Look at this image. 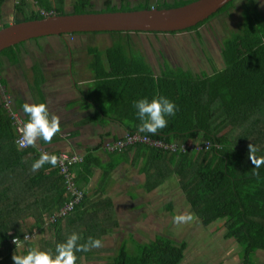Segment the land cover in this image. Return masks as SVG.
Listing matches in <instances>:
<instances>
[{"label":"trees","instance_id":"16d2710c","mask_svg":"<svg viewBox=\"0 0 264 264\" xmlns=\"http://www.w3.org/2000/svg\"><path fill=\"white\" fill-rule=\"evenodd\" d=\"M5 1L0 0V7ZM131 1L120 0L119 5L114 0H104V7L93 9L94 0H72L69 11L66 0H18L14 22L49 14L170 8L193 0H140L137 5ZM236 1L228 2L206 20L184 30H198L210 19L227 12ZM8 24L4 22L2 27ZM99 32L110 33L113 42L104 50L89 47L93 88L80 91L88 99L87 108L93 106L94 113L85 122H96L102 128L110 122L118 123L125 133L112 141L146 135L174 148L135 141L110 150L105 146L103 133L101 142L88 148L83 161L72 166L75 180L84 189L83 198L72 211L50 220L73 195L57 165L45 163L35 171L31 165L43 152L42 147L57 155L58 150L51 149L50 144L61 137L57 133L51 142L38 138L34 147L20 148L13 118L0 99V264H14L13 254L36 247L30 240L24 241L21 249L13 248L14 238L23 240L35 227L43 233L38 241L41 250H54L56 243L72 231L81 234V242L89 235L103 241L120 222L113 198L105 194L113 172L122 164L144 174L142 186L146 192L176 180L201 222L209 225L224 220V236L240 245L242 264H256L258 251H264V164L254 168L248 145L254 144L258 149L256 155L264 157V12L257 0H244L239 28L222 39L225 64L211 73H197L179 64H165L157 73L146 55L133 45L132 34L140 31H94ZM176 32L179 31L169 33ZM80 33L90 32L60 36ZM25 42L0 51V59L6 56L10 63L19 64L22 60L19 48ZM34 69L36 88L41 92L39 84L45 77L38 65ZM154 94L173 100L176 114L156 133H140L133 101ZM40 96L44 100L42 92ZM13 102L15 110L26 118L21 108L24 101ZM208 141L209 148H197V144ZM102 147L105 159L98 154ZM97 168L99 173L91 186ZM186 247L185 241L177 242L164 234H157L147 242L131 235L121 241L111 259H102L111 250L103 244L77 253L76 264H83L84 260L86 264H182Z\"/></svg>","mask_w":264,"mask_h":264},{"label":"rangeland","instance_id":"374dc122","mask_svg":"<svg viewBox=\"0 0 264 264\" xmlns=\"http://www.w3.org/2000/svg\"><path fill=\"white\" fill-rule=\"evenodd\" d=\"M71 1L72 0H68L69 6L67 9L69 11L72 10ZM114 1L115 4H119V0ZM138 1L140 0H132V5H137ZM152 1L155 2V0ZM94 2L95 5H93V9L104 7L103 0H94ZM243 2L244 0H237L235 5L227 12L210 19L207 23L199 27L198 30H184L176 33H152L145 31H140L142 33H133V45L137 50H141L146 55L149 63L155 67L157 73L160 72L161 67L165 64L171 66L179 64L185 68H191L197 73H201L202 71L211 73L215 68H221L225 64L221 52L222 39L239 28L242 19ZM257 2L264 12V0H257ZM12 13L14 15V11H12ZM13 15L10 17L12 22H14ZM75 36L77 37L75 38ZM46 37L48 36L30 40L36 42ZM55 38L53 44L60 46L61 50L50 46L49 48H44L43 52L53 58L55 54L59 57L65 54L68 58L71 56L69 62L73 61V64L70 69L77 82L79 81L76 66L78 62L86 66L85 69L82 70V73L86 74L88 73L86 71H92L88 65L89 62L87 65L85 64V59L92 57V55L89 54V47H97L104 50L113 42L111 34L106 32H90L75 35L66 34L64 38L69 42L63 39L59 41L57 37ZM73 38L75 39L73 40ZM26 57L27 59L23 58L25 59L24 61L34 59L33 53H28ZM26 64L28 63L26 62ZM0 67L3 75L7 78L13 77L15 71L17 80L23 79L22 82H26L24 74L27 75L26 71H30L26 68L23 73L18 71L22 65H12L6 57L1 58ZM29 76H31V74ZM29 78L31 79V77ZM81 85H83L80 86L83 91H90L93 88V85L90 84ZM11 87H9L8 90L9 92L12 91L9 94L13 96L14 88ZM6 89L7 87H5V90ZM34 95L35 97H33L35 99L31 98V102L42 100L40 98L41 96L38 97V95ZM82 99L84 102L88 100L86 97ZM90 110H92L93 113V106L90 107ZM95 123L96 122H94V127L98 124ZM99 126L98 124V127ZM99 128L103 129L101 126ZM104 140L110 142L113 139L104 137ZM122 171V168L118 169L117 175L115 174L112 179L114 180L115 178V182H111L110 184L113 183L112 187L110 185L108 187L109 189H107V192L109 190V193L113 195L118 212V220L120 222L119 226L103 239V244L111 250H107V252L102 255V259H111L116 254L121 241L123 239H129L131 235L140 241L147 242L153 239L157 234H164L177 242H186L187 247L182 264H242L240 245L235 239L226 238L224 236L226 231L225 221L217 220L209 225H204L196 213L191 209L190 204L176 180L171 179L156 190L146 192L141 184L143 182L142 175L141 178H138V176H132L133 174L130 172H125L127 174L130 173L128 174L129 180L127 181L122 177ZM98 173H95L96 175L93 177V184L96 181ZM181 213H191L193 219L185 223H174L173 217ZM31 234V241H33L35 243L34 245L38 248V241L43 233L39 228L35 227ZM130 245L133 246L131 242ZM26 251L27 249L22 253ZM86 262L87 261L84 260L83 264H86ZM256 264H264L263 250L258 251Z\"/></svg>","mask_w":264,"mask_h":264},{"label":"crops","instance_id":"0c3cea01","mask_svg":"<svg viewBox=\"0 0 264 264\" xmlns=\"http://www.w3.org/2000/svg\"><path fill=\"white\" fill-rule=\"evenodd\" d=\"M15 2L16 0H6L0 7L1 27L4 22L12 23L10 17L13 15L12 11H14ZM66 3H67L66 7H68L69 6L68 0H66ZM119 4H120V0H119ZM55 37H57L59 41L63 39L64 41L69 42L63 36L49 35L48 37L41 38V40H38L36 42L27 40L19 48V50L21 51L22 60L17 65H22V67L18 71H21L23 73L25 68L27 70L28 69L30 70V71H26L27 75L24 74L25 75L24 79L26 80V82H22L23 79L17 80L15 71L13 73V77L7 78L5 75H3L1 69L2 80L3 81L5 80L3 83L6 85L8 89L11 86L14 88L13 91L15 97L13 95V98L16 101V104L17 102L20 101L31 102V98L35 97L34 94H36V96L38 95V97L40 96L41 92L44 94L45 97L44 101L47 102L50 112L56 114L59 117L61 124V131L59 132L61 139L58 142H53L52 144H50L51 149L58 151H65V150L73 151V152H78L80 154H85L88 148L90 147L93 148L94 146L98 145L101 142L103 138L102 137L103 133L105 134V138L116 139L122 136L125 133V130L116 122L108 123L103 129L99 128L100 126L98 127L97 123H95L97 124V126L94 127V122L92 121L85 122L89 116L93 115L94 111L92 113V110H90L89 107L87 108L85 104L86 102L83 101L82 99L83 96L81 93L83 89L80 86H83L81 84L93 85V73L90 70L86 71L88 72L86 74L82 73V70H84L86 66L78 62L76 66H77V74L79 76V81L77 82L74 77V74L70 69L71 65L73 64V61L69 62V60H71V56L70 58H68V56L65 54V51H64L65 54L64 56L59 57L57 54H55L54 58L51 57L50 55L44 54L43 49L49 48L50 46H53L55 49L61 50L60 46L53 44L54 39H56ZM76 37L77 36H75V38ZM75 38H73V40ZM28 53H33L34 59L32 60L28 59L24 61L25 59H27L26 56ZM5 57L6 56H2L1 58H5ZM6 59L9 61L7 57ZM90 59L91 58L85 59L86 65L88 64ZM26 62L28 64H26ZM12 65H16V64H12ZM34 65L39 66V68L42 71V76L45 77V80H43L39 84L41 86V92L38 91V89L36 88L38 82L35 81L36 74H35ZM30 74L31 76H29ZM29 77H31V79ZM38 141L39 140L37 139L36 142L38 143ZM98 154L102 156V158L104 159L107 157L103 147L99 149ZM120 168H122V170L124 171V173L123 171L121 172L122 173L121 175L125 180L127 181L129 180L128 174L131 173L133 174L132 176H138V178H141L142 175L144 182L145 180L144 174L139 173L137 168L123 164L115 169L112 175V179L115 176V174L117 175L118 169ZM98 172H99V168L96 169L95 173ZM125 172H130V173L127 174ZM124 175H126L127 177ZM93 182L94 179L92 178L91 186L93 185ZM112 182L113 183L115 182V178L114 180H112ZM113 183L110 184L111 187ZM106 194L107 195L105 196H110L111 198H113V195L109 193V190L108 192H106Z\"/></svg>","mask_w":264,"mask_h":264},{"label":"clouds","instance_id":"9594fccd","mask_svg":"<svg viewBox=\"0 0 264 264\" xmlns=\"http://www.w3.org/2000/svg\"><path fill=\"white\" fill-rule=\"evenodd\" d=\"M135 115L139 121L137 131L140 133H156L168 124V118L175 116L177 111L176 103L168 96L163 94H154L151 97L145 95L133 101ZM26 119L22 123L21 137L19 146H35L37 139L45 142H51L54 135L61 131L59 117L50 112L47 102L44 100L38 102H24L21 105ZM258 149L254 144L248 145V154L255 169L264 164V157L256 155ZM58 156L48 152H41L31 167L35 171L49 163L53 166L57 164ZM193 219L191 213H181L173 217L174 223H185ZM23 239L29 240L28 234ZM82 241V236L76 231L68 234L64 240L56 243L54 250H41L37 247H29L25 253L13 254L14 264H76L77 253L88 252L94 248L103 246L100 237L89 235ZM17 246V241L14 238Z\"/></svg>","mask_w":264,"mask_h":264},{"label":"water","instance_id":"95a60500","mask_svg":"<svg viewBox=\"0 0 264 264\" xmlns=\"http://www.w3.org/2000/svg\"><path fill=\"white\" fill-rule=\"evenodd\" d=\"M232 0H193L170 8L49 14L9 23L0 28V51L49 35L94 31L171 32L206 20Z\"/></svg>","mask_w":264,"mask_h":264},{"label":"built area","instance_id":"2783aa9c","mask_svg":"<svg viewBox=\"0 0 264 264\" xmlns=\"http://www.w3.org/2000/svg\"><path fill=\"white\" fill-rule=\"evenodd\" d=\"M18 0H16L17 3ZM43 12V11H42ZM44 13V12H43ZM0 28H1V24H0ZM5 85L2 81V75H1V70H0V97L1 100L3 101V103L5 104V108L7 109V113L12 116L13 118V125L15 128V131L17 133V139L16 142L19 146V139L21 137V127H22V123L24 122V120L26 119L25 116L18 110H15V104H14V98L13 96H11L9 93V90L6 89L5 90ZM11 96V98H10ZM135 141H144V142H150L152 144H154L155 146H163L168 148L169 146L174 148L173 145L168 144V143H164L160 140H153L152 138L144 135H132V136H128L127 141H123L122 139L120 140H114V141H106L105 142V146L110 149L113 150L117 147H123L124 145H126L128 142H135ZM198 149L200 148H209L211 146V142H205L204 144H197L196 145ZM20 147V146H19ZM28 146L22 147V148H26ZM21 148V147H20ZM41 151L43 152H47V150L45 148H40ZM58 156V161H57V167L60 169V171L64 174L65 178H66V184H67V188L68 190L71 192V194L73 195V198L71 200H69L68 202L65 203V205L54 215H52L50 217V220H55L57 215H64L67 214L68 212L72 211L73 208L75 207V205L77 203H79V201L83 198L84 196V189L82 187L79 186V184L77 183V181L75 180V175L72 171V166H74L75 164H78L80 162L83 161L84 159V154H80L78 152H73V151H58L57 153ZM33 233V232H32ZM28 234V236L30 237L29 240H31V233H26ZM17 241V246L15 245L14 241H13V248H18L21 249L23 247V243H24V239H20V240H16Z\"/></svg>","mask_w":264,"mask_h":264}]
</instances>
